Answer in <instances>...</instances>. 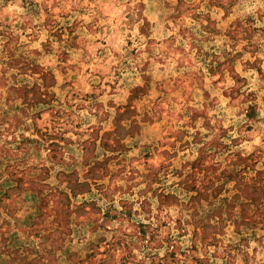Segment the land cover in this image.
Returning a JSON list of instances; mask_svg holds the SVG:
<instances>
[{
  "label": "rangeland",
  "instance_id": "374dc122",
  "mask_svg": "<svg viewBox=\"0 0 264 264\" xmlns=\"http://www.w3.org/2000/svg\"><path fill=\"white\" fill-rule=\"evenodd\" d=\"M0 264H264V0H0Z\"/></svg>",
  "mask_w": 264,
  "mask_h": 264
}]
</instances>
